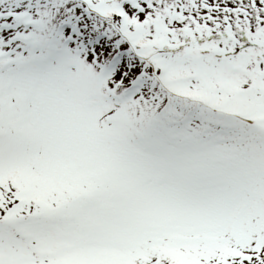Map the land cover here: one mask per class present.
<instances>
[{
    "label": "snow or ice",
    "instance_id": "snow-or-ice-1",
    "mask_svg": "<svg viewBox=\"0 0 264 264\" xmlns=\"http://www.w3.org/2000/svg\"><path fill=\"white\" fill-rule=\"evenodd\" d=\"M0 264H264V0H0Z\"/></svg>",
    "mask_w": 264,
    "mask_h": 264
}]
</instances>
